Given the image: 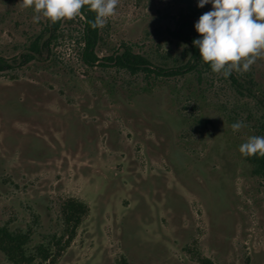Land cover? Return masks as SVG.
I'll list each match as a JSON object with an SVG mask.
<instances>
[{
    "label": "rangeland",
    "instance_id": "1",
    "mask_svg": "<svg viewBox=\"0 0 264 264\" xmlns=\"http://www.w3.org/2000/svg\"><path fill=\"white\" fill-rule=\"evenodd\" d=\"M209 10L118 0L97 54L127 46L157 66L184 64L176 23ZM33 17L0 0V56L49 37L48 20ZM82 31L81 14L63 19L49 51L0 72V226L50 249L33 264H264V174L239 152L264 136L258 98L208 64L176 77L89 67ZM233 72L264 95V56ZM70 202L86 209L65 244ZM0 264L14 263L0 251Z\"/></svg>",
    "mask_w": 264,
    "mask_h": 264
},
{
    "label": "clouds",
    "instance_id": "2",
    "mask_svg": "<svg viewBox=\"0 0 264 264\" xmlns=\"http://www.w3.org/2000/svg\"><path fill=\"white\" fill-rule=\"evenodd\" d=\"M118 0H20L21 8H31L34 21L44 17L51 23L72 19L87 6L95 12L93 28L103 27L114 15ZM211 5L194 23L200 34L192 44L202 62L213 73L228 77L231 72H246L257 58L264 56V0H197V7ZM243 123L231 125L234 132ZM242 156H264V136H251L239 146Z\"/></svg>",
    "mask_w": 264,
    "mask_h": 264
},
{
    "label": "trees",
    "instance_id": "3",
    "mask_svg": "<svg viewBox=\"0 0 264 264\" xmlns=\"http://www.w3.org/2000/svg\"><path fill=\"white\" fill-rule=\"evenodd\" d=\"M83 17V31L81 47V59L84 64L89 67H117L126 69L132 73L144 72L147 75L154 74L158 77H176L188 74L203 66L198 49L192 44L193 39L198 38V34L194 29V23L198 17L194 13H186L178 19L173 35L183 44L187 45L190 50L189 60L181 65L172 67H162L154 65L147 57L142 54L133 52L129 47L123 46L120 51L114 52L111 55L100 57L97 54L96 48L100 40V29L90 26V22L94 20L95 12L90 11L87 6L82 7L80 13ZM63 20L51 23L49 20L45 27V32L49 34L47 39H43V34H40L28 47L27 52L20 57L10 60L0 56V72L10 70L15 65H24L38 56L43 55L45 51H49L51 39L61 27ZM232 83L238 88L246 90L249 95L258 98L264 109V95L254 94L253 90L245 82L241 81L239 75L231 72L228 76ZM246 159L254 166L255 171L264 174V156H246ZM85 205L81 202L68 203L67 209L64 210V223L69 229L65 244H68L75 235V229L81 221V215L85 212ZM65 236L61 237V240ZM29 235L22 231H11L9 228L0 226V251L14 264H33L35 259L46 261L51 256L50 249L42 244L37 245L33 250L28 248ZM60 240V241H61Z\"/></svg>",
    "mask_w": 264,
    "mask_h": 264
}]
</instances>
